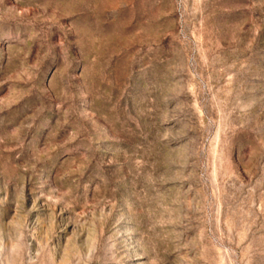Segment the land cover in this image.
Listing matches in <instances>:
<instances>
[{"label":"rangeland","instance_id":"1","mask_svg":"<svg viewBox=\"0 0 264 264\" xmlns=\"http://www.w3.org/2000/svg\"><path fill=\"white\" fill-rule=\"evenodd\" d=\"M0 264H264V0H0Z\"/></svg>","mask_w":264,"mask_h":264}]
</instances>
